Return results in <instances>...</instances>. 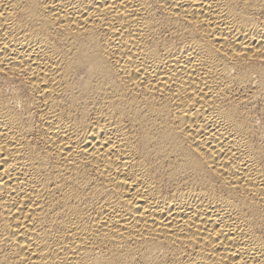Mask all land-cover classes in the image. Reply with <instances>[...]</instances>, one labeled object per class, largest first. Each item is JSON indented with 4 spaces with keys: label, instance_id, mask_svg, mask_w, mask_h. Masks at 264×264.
<instances>
[{
    "label": "bare ground",
    "instance_id": "obj_1",
    "mask_svg": "<svg viewBox=\"0 0 264 264\" xmlns=\"http://www.w3.org/2000/svg\"><path fill=\"white\" fill-rule=\"evenodd\" d=\"M0 264H264V0H0Z\"/></svg>",
    "mask_w": 264,
    "mask_h": 264
}]
</instances>
